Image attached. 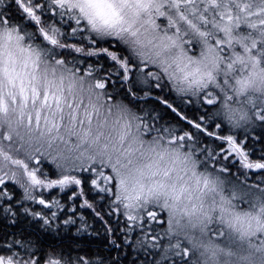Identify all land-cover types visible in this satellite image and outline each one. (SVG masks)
I'll list each match as a JSON object with an SVG mask.
<instances>
[{"label": "snow or ice", "instance_id": "1", "mask_svg": "<svg viewBox=\"0 0 264 264\" xmlns=\"http://www.w3.org/2000/svg\"><path fill=\"white\" fill-rule=\"evenodd\" d=\"M155 2L157 6L153 10V0H135L138 6L143 5L148 23L154 28L159 29L166 21L162 41L191 47L192 40L187 38V32H182L176 22L178 18L205 40L207 53L223 60L227 73L235 72L238 65L241 73L247 71V61L253 69L264 61V0ZM77 3L78 0H0V25L6 26L10 37L15 33L13 38L18 41L27 40L23 50L35 57L34 66L42 59L54 63L73 80L87 84L89 92L105 103L111 104L122 96L139 113L135 117L137 126L145 135L155 132L167 143L187 149L206 169L221 176H230L235 168L238 175L234 180L238 184L264 192V187L246 183L249 173L260 176L264 182V99H248L251 122L245 128L225 127L214 112L219 103L216 89L221 86L213 85L214 78L207 73V80L200 76L192 82L197 85L196 93H185L181 98L184 105L195 102V111L189 114L164 94L166 85L160 71L148 57L137 53L140 56L137 60L128 50L125 55L119 54L117 49H126L122 33L130 32L131 25L118 26L123 20L117 13L111 38L98 39L91 34L93 29L83 23V10L79 15L74 10ZM165 5L174 11V16L164 10ZM217 33H222L223 38ZM212 35L216 37L214 44L207 40ZM234 41L239 43L242 52L236 51ZM205 54L201 52V56ZM81 64L85 66L81 68ZM237 83L246 85L247 81ZM224 84H229L227 78ZM8 95L12 105H16L18 125L28 130V136L25 139L18 135L19 143L14 147L10 131L0 134V215L5 228L21 236L30 235L25 231L29 226L51 231L57 220L71 228L77 224L75 214L84 209L88 217L94 218L93 223L103 228L106 241L116 248L128 245L139 254L138 259L113 264H194L186 243L190 238L174 234L167 202L141 205L122 197L124 181L110 158L81 151L79 145L65 141L61 128L66 110L72 126L79 122L83 127V121L79 120L82 99L77 100L74 95L69 98L62 87L46 88L41 93L35 84L30 90L22 86L18 98L12 92ZM158 106L172 114L175 122H161V113L156 111ZM8 110L9 103L0 93V113L6 114ZM8 128L11 130L12 125ZM89 135L85 130L80 143L86 142ZM59 144H65L77 155L70 160L63 152L55 151L54 146ZM61 197L70 203L62 202ZM88 217L85 214L78 217V233L88 230ZM211 223L208 217V224ZM100 228H93L92 232L99 234ZM117 233L123 237L120 243L121 235ZM212 234L216 238L224 235L222 230L217 233L214 229ZM258 245L264 249V239ZM249 247L256 248L257 244L249 242ZM0 264H95V261L85 255L72 260L63 253L38 254L30 242L14 238L0 246Z\"/></svg>", "mask_w": 264, "mask_h": 264}, {"label": "clouds", "instance_id": "2", "mask_svg": "<svg viewBox=\"0 0 264 264\" xmlns=\"http://www.w3.org/2000/svg\"><path fill=\"white\" fill-rule=\"evenodd\" d=\"M156 6L153 0L151 9ZM142 8L143 5L138 6L135 0H78L74 10L78 15L83 10V23L101 40L111 38L115 30L111 26L118 13L123 20L118 26L131 25L130 32L122 33V44L129 55L137 60L140 59L137 53L148 57L160 71L162 82L167 81V86L178 98H183L185 93H196L197 85L192 82L200 76L207 80L206 74L211 73L212 84L218 83L223 89H216L219 98L214 109L216 118L236 130L245 128L251 122L248 99H264V61L255 69L247 61V71L241 73L238 65L235 72L227 73L223 60L207 53L205 40L178 18L176 22L182 32H187V38L192 40L191 47L162 41L166 21L159 29L154 28ZM164 10L174 16L167 5ZM132 32L136 35L132 36ZM217 34L223 38L222 33ZM14 36L15 33L10 37L6 26L0 25V93L9 103L8 112L0 113V134L10 131L14 147L19 143L18 135L27 139L28 130L18 125L16 105H12L8 93L17 94L18 98L22 86L30 90L33 84L41 93L46 88L58 90L62 87L69 98L74 95L77 100H83L79 115L82 128L79 122L72 126L66 110L61 128L65 141L79 145L81 151L101 153L106 159L110 158L124 181L122 197L141 205L167 202L174 234L190 238L186 243L194 264H264V249L258 245V241L264 239V192L206 169L187 149L167 143L155 132L145 135L137 126L135 117L139 113L127 101L117 97L111 104L105 103L89 92L87 84L73 80L54 63L42 59L34 66L35 57L23 50L27 40L20 42ZM215 38L212 35L207 40L214 44ZM234 47L242 52L238 42L234 41ZM202 51L206 53L204 56H201ZM225 78L228 85L224 84ZM238 80L247 83H237ZM85 130L90 135L81 144ZM54 150L63 152L70 160L77 155L65 144L54 146ZM208 217L212 219L210 225ZM213 229L217 233L223 231L222 239L213 236ZM249 242L257 247H249Z\"/></svg>", "mask_w": 264, "mask_h": 264}, {"label": "trees", "instance_id": "3", "mask_svg": "<svg viewBox=\"0 0 264 264\" xmlns=\"http://www.w3.org/2000/svg\"><path fill=\"white\" fill-rule=\"evenodd\" d=\"M122 47V46H121ZM119 54L125 55L127 51H120L117 49ZM94 59V58H93ZM85 65L81 64L80 67L83 68ZM166 87L164 88V94L177 106L187 110L189 114L195 111V102L191 105H184L181 103V98H178L167 86V81L163 82ZM119 98L123 99L122 96ZM156 111H160L162 121L174 123V117L170 114L166 109H163L161 106L156 107ZM203 111V109H201ZM140 114H143L142 112ZM225 127H227L225 125ZM45 166H47V162H45ZM110 171V170H109ZM227 175V174H226ZM238 175L235 168H233L231 175L228 176L230 179H235ZM243 180V177H240ZM247 184H258L264 187V182L260 176H253L251 173L248 174V179L246 181ZM62 202L70 203L69 201H65L63 197H61ZM81 214H85L88 217L87 210L81 209L76 214L75 217L77 219V224L71 226V228H66L63 225L62 220H57L53 223V227L51 231H44L40 228H33L31 226L27 227L25 231L30 233L27 236H21L19 232H14L11 228L4 227V218L0 215V246L5 244V241L11 242L15 239L26 240L31 243L33 247L38 250L39 253L48 254L52 253L54 255H58L63 253L66 258L70 257L72 260H75L77 256L85 255L88 258L95 261V264H113L115 261H131L133 259H138L139 254L134 251L128 245H124L123 248H116L112 245L110 241H106L104 239V230L100 228L99 224L93 223L94 218H87V226L88 230L84 232H77V228L80 227L78 217ZM115 217H113V220ZM57 225L60 227L57 228ZM93 228H100L99 234H95L92 232ZM4 232H7V237L4 236ZM117 235H121V240L118 243L122 242V234L117 233ZM112 239H116L114 235ZM131 253V255H129Z\"/></svg>", "mask_w": 264, "mask_h": 264}, {"label": "rangeland", "instance_id": "4", "mask_svg": "<svg viewBox=\"0 0 264 264\" xmlns=\"http://www.w3.org/2000/svg\"><path fill=\"white\" fill-rule=\"evenodd\" d=\"M193 48H194V50H195V45L193 46ZM125 51H127V49H124ZM95 59V58H94ZM213 235H215V234H213ZM221 239H222V237H221Z\"/></svg>", "mask_w": 264, "mask_h": 264}]
</instances>
